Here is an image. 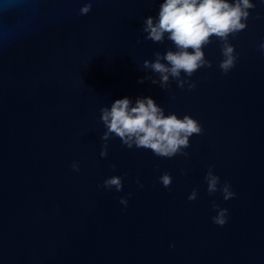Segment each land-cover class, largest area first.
Here are the masks:
<instances>
[{
  "label": "water",
  "instance_id": "1",
  "mask_svg": "<svg viewBox=\"0 0 264 264\" xmlns=\"http://www.w3.org/2000/svg\"><path fill=\"white\" fill-rule=\"evenodd\" d=\"M83 2L0 0V264H264V2L253 13L262 18L230 37L236 68L220 72L214 39L204 48L213 68L194 74L193 92L172 82L175 99L139 82L158 79L143 61L173 48L142 31L165 0H99L82 17ZM125 97L198 120L204 133L190 139V156L158 158L113 136L102 159L100 108ZM209 167L235 199L208 195ZM165 172L170 188L158 180ZM114 175L123 192L100 187ZM212 200L230 210L223 228Z\"/></svg>",
  "mask_w": 264,
  "mask_h": 264
},
{
  "label": "clouds",
  "instance_id": "2",
  "mask_svg": "<svg viewBox=\"0 0 264 264\" xmlns=\"http://www.w3.org/2000/svg\"><path fill=\"white\" fill-rule=\"evenodd\" d=\"M99 0H84L79 9L80 16H88L92 13L94 5ZM264 2V0H261ZM257 9L256 0H165L161 4L157 18L147 17L144 20V40L154 44H164L170 41L173 48L165 52L155 51L152 60H144L140 68L150 71L158 79L150 76L142 78L151 80L170 94L171 83L181 91L193 92L197 83L191 78L201 69H212L213 63L206 58L204 48L213 43L220 44L222 59L218 64L220 72L227 76L237 66L239 53L232 44L230 37L234 38L249 27L250 20H260V14L253 13ZM141 43V41H138ZM191 50V51H190ZM258 51L264 54V42L258 44ZM100 121L105 132L101 136L104 141L100 151V157H109L108 141L113 137L119 138L122 145L129 150H150L158 158L173 159L177 156L188 158L190 153L186 151L191 147L190 139L193 136H201L204 128L200 122L190 115L179 118L175 113L166 114L165 109L156 104L151 97L137 98L135 105L130 98L116 100L111 107L100 108ZM113 171L116 165L111 164ZM73 173L81 171L79 161L71 165ZM181 175H187V171L180 170ZM124 178L114 175L104 180L100 186L111 192L124 191ZM159 183L165 188H170L173 177L170 173H163L158 178ZM204 182L207 185V193L215 197L219 193L225 202L236 198L237 193L229 181H222L215 173L214 168L209 167ZM137 185L142 189L144 185L139 178ZM131 193L119 198V203L127 209ZM199 197V189L194 188L188 196L190 202H195ZM212 211L216 214L211 217L212 223L223 228L230 218V210L221 207L216 200H212ZM170 247L175 248V244Z\"/></svg>",
  "mask_w": 264,
  "mask_h": 264
}]
</instances>
